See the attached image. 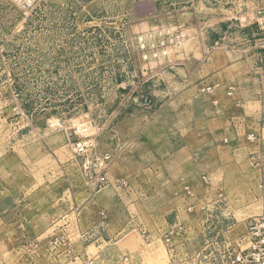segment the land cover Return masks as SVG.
<instances>
[{"label":"crops","instance_id":"0c3cea01","mask_svg":"<svg viewBox=\"0 0 264 264\" xmlns=\"http://www.w3.org/2000/svg\"><path fill=\"white\" fill-rule=\"evenodd\" d=\"M158 1H144L143 10L151 14ZM174 2L186 15L193 14L197 25L185 27L186 41L158 66L150 65L142 80L128 76L125 115L98 128L87 158L112 156L105 186L84 181L80 158L49 155L42 161L39 156L33 165L46 161L47 170L37 171L38 180L29 177L31 192L9 199L2 191L7 168L0 159V264H7L8 243L13 242L16 263L22 260L17 247L22 206H46L40 210L45 220L67 217L79 233L92 230L89 243H74L76 260L94 246L100 261L132 264L144 243L187 224L183 214L188 206H247L251 192L256 201L264 200L257 187L264 168L256 170L250 160L264 149V48L258 44L264 39V0ZM207 87L212 91L200 92ZM7 206L17 209L11 236ZM210 227L207 219L192 224L200 240L197 249ZM178 243L172 254L176 260L185 258ZM126 256L130 262L119 261ZM172 257L169 264L176 262Z\"/></svg>","mask_w":264,"mask_h":264},{"label":"rangeland","instance_id":"374dc122","mask_svg":"<svg viewBox=\"0 0 264 264\" xmlns=\"http://www.w3.org/2000/svg\"><path fill=\"white\" fill-rule=\"evenodd\" d=\"M144 1L41 0L26 10L15 0H0V159L7 168L2 191L9 199L31 192L29 177L38 180L37 171L47 170L46 161L33 165L37 157L42 161L49 155L59 160L73 157L72 144L84 135L92 137L95 145L98 128L121 116L128 106L124 98L128 76L142 80L150 65L166 59L153 58L151 46L169 43L167 31L185 33V27L197 25L194 15H186L174 0H159L151 14L143 10ZM176 48L169 45L172 53ZM246 198L247 206H211L203 211L195 206L192 213L184 212L183 220L191 228L201 220L211 222L204 238L211 242V257L202 264H223L221 245L234 244L246 233L248 223L263 214L264 200L256 201L253 192ZM22 207L18 212L24 217L18 229L22 239L17 247L23 257L18 263H69L71 257L64 250L55 251L52 243L71 237L77 230L75 223L45 220L40 210L46 206ZM7 208L11 236L17 209ZM155 220L160 226L161 220ZM195 234L192 229L186 232L185 258L170 255L174 264H194L192 256L186 259L198 251L200 240ZM156 240L136 249L131 263L169 264L167 246L159 237ZM15 247L14 242L8 243L7 264H18ZM97 251L94 246L87 251L94 264H113L96 259ZM76 264H81L79 259Z\"/></svg>","mask_w":264,"mask_h":264},{"label":"built area","instance_id":"2783aa9c","mask_svg":"<svg viewBox=\"0 0 264 264\" xmlns=\"http://www.w3.org/2000/svg\"><path fill=\"white\" fill-rule=\"evenodd\" d=\"M41 0H15V3L23 9L32 10ZM257 1V0H250ZM167 35L170 36V41H162L158 47L151 46L150 51L153 58L162 57L167 58L171 53L169 45H174L180 47L183 42L186 40V35L183 31L177 29L175 32L167 31ZM259 46L264 48V39L258 42ZM141 49H144V46L141 45ZM212 88H201L200 92H210ZM250 141H254L253 136H249ZM94 147V140L88 135L80 136V139L72 144V153L76 158L82 159L80 166L81 176L83 177L86 183H95L97 187L105 186L108 183V168L112 162V156L110 154H103L94 159H88L87 155L89 151ZM251 165L256 170H262L264 168V149H260L259 152L251 156ZM202 181L207 183L208 180L206 177H202ZM119 185L126 187L127 184L125 181L119 182ZM260 189L264 193V180L260 185ZM185 192H188V188H184ZM222 199V195L219 196ZM195 206H188L186 211L192 213L195 210ZM200 210H207V206H200ZM75 212H73L74 218ZM64 222L65 224H72L74 220L61 217L59 222ZM192 229L191 226L179 225L170 229L167 233H164L160 237V241L167 246V253L172 256L174 253V244L175 241H179L181 247H185L187 242L186 232ZM94 232L92 230L86 231L84 233H79L78 230L71 235V237H63L60 241H55L52 243L55 251L64 250L68 257H71L73 261L78 258V255L74 252V243L80 241L83 243H89L93 237ZM211 242L205 240L204 245L198 249L193 255H187L186 260H191L194 264H202L203 261L208 260L211 257L210 250ZM220 255L223 264H264V212L263 214L252 219L248 225L246 233L241 236L234 244L221 245ZM214 257V256H213ZM119 261L122 263L130 262V258L121 257ZM81 264H94V258L88 257L85 255V258L80 261Z\"/></svg>","mask_w":264,"mask_h":264}]
</instances>
